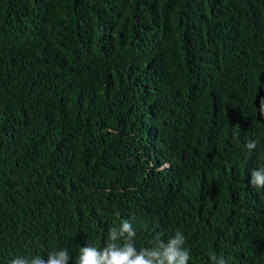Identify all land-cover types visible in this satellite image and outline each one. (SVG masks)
Returning <instances> with one entry per match:
<instances>
[{"label":"trees","instance_id":"trees-1","mask_svg":"<svg viewBox=\"0 0 264 264\" xmlns=\"http://www.w3.org/2000/svg\"><path fill=\"white\" fill-rule=\"evenodd\" d=\"M261 97L264 0H0V264L122 220L264 264Z\"/></svg>","mask_w":264,"mask_h":264},{"label":"clouds","instance_id":"clouds-1","mask_svg":"<svg viewBox=\"0 0 264 264\" xmlns=\"http://www.w3.org/2000/svg\"><path fill=\"white\" fill-rule=\"evenodd\" d=\"M258 110L264 115V97L260 98ZM255 141L246 145L249 151L256 148ZM249 184L257 189H264V167L253 169ZM136 231L128 220H122L119 225L112 226L107 231L103 247L87 243L79 248L76 264H189L191 259L187 238L180 230L175 231L167 241L156 235L150 246L137 248ZM10 264H70V254L67 248L51 250L47 255L32 256L17 255ZM209 264H227L223 256L212 254Z\"/></svg>","mask_w":264,"mask_h":264}]
</instances>
